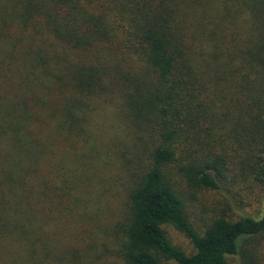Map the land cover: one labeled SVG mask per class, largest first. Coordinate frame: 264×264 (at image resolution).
<instances>
[{
  "label": "trees",
  "instance_id": "16d2710c",
  "mask_svg": "<svg viewBox=\"0 0 264 264\" xmlns=\"http://www.w3.org/2000/svg\"><path fill=\"white\" fill-rule=\"evenodd\" d=\"M228 178L264 190V0H0V264H264V214L187 217Z\"/></svg>",
  "mask_w": 264,
  "mask_h": 264
},
{
  "label": "rangeland",
  "instance_id": "374dc122",
  "mask_svg": "<svg viewBox=\"0 0 264 264\" xmlns=\"http://www.w3.org/2000/svg\"><path fill=\"white\" fill-rule=\"evenodd\" d=\"M99 176L103 177L100 173ZM99 182L98 179H95ZM231 190L230 195L236 197L235 203L225 201L221 195L211 190H197L191 189L181 183V180L177 182L179 191L183 197L184 207L189 221L193 224L194 228L198 232H202L207 223L214 217L226 216L228 219H237L240 216H253L259 218L264 214V190L261 187L259 191L257 188L248 190L246 185L240 178H228L226 182ZM121 193L117 191H109L108 196L116 197V199H110L108 202L111 208L106 209V216L103 224V228L110 231L112 225L122 216L123 203ZM229 203V205L226 204ZM164 231L170 242L190 254L193 252V246L189 239L183 234L175 230L171 225H165ZM104 232L109 235L110 232ZM103 234V233H101ZM98 235L99 241L95 242V246H98L103 236ZM262 246V243L259 247ZM108 253L100 254V261L98 264H111L112 259L115 257L111 255L113 251L112 247L106 244ZM104 249H101L103 251ZM100 251V252H101Z\"/></svg>",
  "mask_w": 264,
  "mask_h": 264
}]
</instances>
